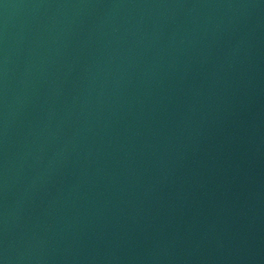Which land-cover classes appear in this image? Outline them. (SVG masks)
<instances>
[{
  "label": "water",
  "instance_id": "95a60500",
  "mask_svg": "<svg viewBox=\"0 0 264 264\" xmlns=\"http://www.w3.org/2000/svg\"><path fill=\"white\" fill-rule=\"evenodd\" d=\"M6 2H7V0H0V11L3 8V6L5 5Z\"/></svg>",
  "mask_w": 264,
  "mask_h": 264
}]
</instances>
